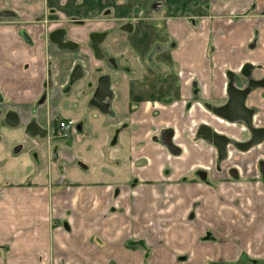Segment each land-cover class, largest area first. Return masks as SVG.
I'll list each match as a JSON object with an SVG mask.
<instances>
[{"label": "crops", "instance_id": "obj_1", "mask_svg": "<svg viewBox=\"0 0 264 264\" xmlns=\"http://www.w3.org/2000/svg\"><path fill=\"white\" fill-rule=\"evenodd\" d=\"M68 4L82 0H0V264H264V140L234 149L245 125L206 108L227 101L228 74L264 77V0H116L94 19ZM129 9L163 27L151 69L130 62L141 36L129 61L105 59L104 40L94 56L90 34ZM61 28L77 47L50 39ZM101 76L107 112L91 103ZM245 104L264 129V92ZM202 125L229 140L224 159Z\"/></svg>", "mask_w": 264, "mask_h": 264}, {"label": "water", "instance_id": "obj_2", "mask_svg": "<svg viewBox=\"0 0 264 264\" xmlns=\"http://www.w3.org/2000/svg\"><path fill=\"white\" fill-rule=\"evenodd\" d=\"M123 30L129 32L131 30L130 24H126L122 27ZM64 31L63 30H56L50 34V39L55 42L59 47L66 48V49H72L76 47V44L67 41H64ZM105 34L104 33H92L90 34V41L92 50L94 52V56L97 59H101V55L98 49V45L101 43V41L104 39ZM78 70V68L76 69ZM77 72H74L73 75L70 78V83L74 82L79 76H75ZM242 76L246 80V86L243 89H238L233 86V76L232 74H228V80L229 84L227 87V95L228 100L227 102L220 107H212L210 105H206V108H208L214 115L225 119L230 122H242L244 125L248 128V130L251 132L252 137L248 142H245L243 144H237L236 146L241 151H246L252 146H255L259 144L261 141L264 140V129H255L252 128L251 125V118H252V110L247 108L245 106V100L248 96V94L255 88H261L264 91V78L262 79H253L250 77V68L249 66L244 67V69L241 72ZM109 78L107 76H101L98 80V86L96 88V91L94 93V96L92 98V105L95 106L97 109H99L101 112H107V104L104 102L107 97H109ZM14 119V114L9 113L7 115V121L9 125H14L17 120L12 122L11 119ZM10 121V122H9ZM25 133L29 137H45L46 131L41 129L36 123L30 122L27 124L25 128ZM198 135L204 139L205 141L211 143L217 150V155L220 160L224 159L226 157V146L229 143V140L215 132H213L209 127L207 126H200L198 129ZM171 136L172 132L171 130H167L164 132L162 136V140L172 154H178L179 149L174 146L171 142ZM56 158V150L53 151L52 159L54 160ZM260 172L264 174V163L261 162L260 165ZM230 176L233 178L237 177L236 170L231 169L229 172ZM246 262V256L241 255L239 260L236 264H245Z\"/></svg>", "mask_w": 264, "mask_h": 264}, {"label": "rangeland", "instance_id": "obj_3", "mask_svg": "<svg viewBox=\"0 0 264 264\" xmlns=\"http://www.w3.org/2000/svg\"><path fill=\"white\" fill-rule=\"evenodd\" d=\"M115 2L116 0H82V6L70 7L71 5L68 4L67 7L70 9H74L75 12L73 14H75L76 16H81L88 19L91 18L94 19L95 17H97V15L101 14L105 9L114 8V10H116ZM148 15H149L148 11H145L141 15L140 14L136 15L132 9L124 10V14L121 17L122 19L118 21H114L113 29H109L107 31L106 38L104 39V41L106 42L104 44H105V48L108 47L106 49L109 54L108 56L105 55L104 58L107 59V57L109 58L113 57L115 59L117 58L120 60L121 58L120 56L124 55L123 58L126 61H129L130 59L129 57L135 55L136 53L133 52L132 50V52L127 54L125 48L130 46L134 47L138 45L140 43L138 38L139 36H141L143 38V40L141 41L143 45L142 44L140 45V48L136 56L133 58L134 62L133 60H131L130 62L132 63V67H136V69H139L138 65L140 64L142 65L143 70L152 67V64H154L153 60L155 55L157 53H163L164 42H162V39H164L165 36L163 33V27L160 26L155 27L152 25H148L150 24L148 21H146V25H141L142 22L139 21L138 19L149 18ZM126 24H130L131 26V30L129 32L122 29V26ZM144 55L145 56L148 55V58L142 60L141 58ZM163 63L165 62L162 61L161 64L163 65ZM164 66L166 65L164 64ZM227 170L228 168L222 170L223 174L226 173ZM227 176L230 177V174L228 172H227Z\"/></svg>", "mask_w": 264, "mask_h": 264}, {"label": "flooded vegetation", "instance_id": "obj_4", "mask_svg": "<svg viewBox=\"0 0 264 264\" xmlns=\"http://www.w3.org/2000/svg\"><path fill=\"white\" fill-rule=\"evenodd\" d=\"M105 19V21H108V18H104ZM116 21V20H115ZM123 27V26H122ZM58 30H63L64 31V33H63V35H64V38H65V30H64V28L62 29H58ZM56 31V30H55ZM93 33H104L105 34V37H104V39L106 38V34H107V31H101V32H93ZM103 39V40H104ZM102 40V41H103ZM64 41H65V39H64ZM68 40H66L65 42H67ZM70 41V40H69ZM101 41V42H102ZM70 42H72V41H70ZM72 43H74V44H76L75 42H72ZM90 44H91V41H90ZM99 46V45H98ZM76 47H77V44H76ZM98 49H99V47H98ZM99 52H100V49H99ZM102 57V56H101ZM262 78H264V77H262ZM262 78H260V79H262ZM256 80V79H255ZM233 86L234 87H236L235 85H234V83H233ZM245 86H246V80H245V85H243L241 88H238V87H236V88H238V89H243V88H245ZM256 89H259V90H262L261 88H255V89H253L250 93H252L253 91H255ZM263 91V90H262ZM264 92V91H263ZM249 93V94H250ZM248 94V95H249ZM228 100V99H227ZM246 101V100H245ZM227 102V101H226ZM225 102V103H226ZM224 103V104H225ZM224 104H222V105H220V106H223ZM220 106H212V107H220ZM245 106H246V104H245ZM247 107V106H246ZM247 108H249V107H247ZM208 109V108H207ZM250 110H252L253 112H252V118H253V116H254V114H255V109H253V108H249ZM209 110V109H208ZM252 118H251V125H252V128H255V129H263V128H261V127H254L253 126V123H252ZM238 122V121H237ZM240 122V121H239ZM244 124V123H243ZM246 127V126H245ZM247 128V127H246ZM247 130H248V128H247ZM249 131V130H248ZM249 138L246 140V141H244V142H239V143H235V144H232V147L234 148V149H236V150H240L236 145L237 144H243V143H245V142H248L250 139H251V137H252V134H251V132L249 131ZM230 169H232V168H230Z\"/></svg>", "mask_w": 264, "mask_h": 264}, {"label": "built area", "instance_id": "obj_5", "mask_svg": "<svg viewBox=\"0 0 264 264\" xmlns=\"http://www.w3.org/2000/svg\"><path fill=\"white\" fill-rule=\"evenodd\" d=\"M74 126H75V123L71 120L60 121L57 123V128L63 135H65L67 132L72 130Z\"/></svg>", "mask_w": 264, "mask_h": 264}]
</instances>
